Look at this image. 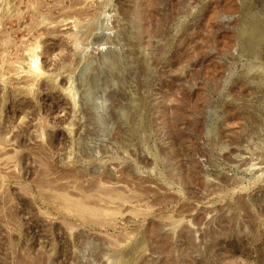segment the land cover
Segmentation results:
<instances>
[{
  "label": "rangeland",
  "instance_id": "374dc122",
  "mask_svg": "<svg viewBox=\"0 0 264 264\" xmlns=\"http://www.w3.org/2000/svg\"><path fill=\"white\" fill-rule=\"evenodd\" d=\"M0 264H264V0H0Z\"/></svg>",
  "mask_w": 264,
  "mask_h": 264
}]
</instances>
